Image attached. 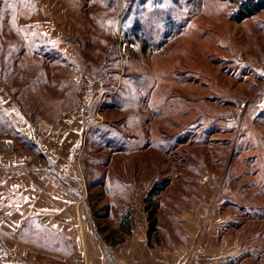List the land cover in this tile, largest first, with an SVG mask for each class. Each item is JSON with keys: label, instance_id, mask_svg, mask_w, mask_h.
Here are the masks:
<instances>
[{"label": "rangeland", "instance_id": "obj_1", "mask_svg": "<svg viewBox=\"0 0 264 264\" xmlns=\"http://www.w3.org/2000/svg\"><path fill=\"white\" fill-rule=\"evenodd\" d=\"M236 1L0 0V125L8 110L40 136L60 120L123 124L135 133L126 118L140 113L138 127L165 139L164 148L113 159L107 152L98 159L87 146L76 204L88 211L93 235L105 239L121 215L112 207L128 199L134 213L135 197L154 184L158 219L169 216L201 191L203 176L224 227L241 231L244 254L254 257L240 264H264L257 259L264 249V8L238 21ZM68 113L75 117L67 121ZM14 153L23 162L7 166L5 179L49 167L16 140L0 149V165ZM99 163L114 169L112 179L130 178L142 164L147 177L118 194L91 185ZM14 237L0 226V264H50L38 245L27 247L36 238Z\"/></svg>", "mask_w": 264, "mask_h": 264}, {"label": "crops", "instance_id": "obj_2", "mask_svg": "<svg viewBox=\"0 0 264 264\" xmlns=\"http://www.w3.org/2000/svg\"><path fill=\"white\" fill-rule=\"evenodd\" d=\"M7 112L14 126L44 155V166L49 167L36 176L20 173L5 179L7 166L19 164L23 159L17 153L2 158L0 226L22 241L30 240L28 236L36 238V244L28 241L31 244L27 247L38 250V245L50 264H227L242 252L243 233L224 227L227 217L216 205L215 191L203 176L201 191L188 196L187 204L177 206L172 214L169 209V216L159 218L151 234L148 229L135 228L132 224L130 232L120 241L97 239L92 233L88 211L76 204V192L80 193L78 188L86 182L85 176L80 177L79 164L82 168L87 135L95 122L88 126L83 122L64 125L62 120L56 121L42 137L32 132L30 125L23 123L13 111L11 115ZM68 114L67 121L75 117ZM12 140L15 139L11 136L1 137L0 149L11 147ZM51 166L58 167L60 178L51 172ZM120 204L112 207L119 215L125 211V206ZM102 242L109 249L123 246V250L105 253Z\"/></svg>", "mask_w": 264, "mask_h": 264}, {"label": "trees", "instance_id": "obj_3", "mask_svg": "<svg viewBox=\"0 0 264 264\" xmlns=\"http://www.w3.org/2000/svg\"><path fill=\"white\" fill-rule=\"evenodd\" d=\"M236 2L238 3V9L236 11V18L238 21L244 19L245 17L258 13L264 8V0H237ZM41 50H42V56H46L48 58V56L51 55V54L48 55L47 52H44L43 48ZM0 107H2L1 102H0ZM2 111L4 112V110ZM7 116H8L7 114L2 115V117H6L8 121L7 123L0 125V136L2 137L6 135L11 136L23 148L29 151H33L37 155H41L38 149L36 148L35 144L30 140V138H28L20 130H18L14 126V124L11 123V121H9ZM137 117L143 118L144 116L139 113V115L136 116L133 115V119L131 120L126 118V122H129L128 124L130 125V127H132V129L135 130V133L131 132L128 129V126H125L123 124L120 125L115 123L113 124L104 123L106 125H103L100 123H95L94 125L91 126L90 131L87 135V142H88V146L90 145L91 147L94 146L96 148L97 150L96 154H100L97 155L98 159L99 156L101 157L102 153L104 154L105 152H107L110 155V159L111 158L113 159L116 156L126 155L128 157L132 154L140 153L143 150L148 149L152 145H155L156 148H158L159 146L160 148H164L165 145L163 141L165 139H163L162 137L161 139H157L159 134H155V136L153 135L148 137L146 131L145 132L143 131L144 127L143 128L138 127L137 121L140 118ZM144 120H146V118ZM91 147L88 148L91 149ZM152 148L155 147L153 146ZM140 163H145V162L140 161ZM109 164L110 165L112 164V160L111 163L109 162ZM131 164L132 163L126 164V166H131ZM98 166L99 168H101V171L99 170L101 173L99 171L97 172L96 178L93 180V183L91 185L100 186L102 188H106L107 190L114 191L115 193L117 192L118 194L122 192L125 195L128 192L129 188H131L134 185V182L138 180V178L143 180V177H147L146 174L147 171H145L144 164L141 165L143 166V168H141V171L139 173L137 170L138 168L137 169L133 168L132 175H130L131 176L130 178L125 176L124 177L116 176L117 178L115 179L109 177V175H111L110 173H112L114 169L109 173L107 171V168H109L107 167V165L104 166V164L99 163ZM130 173L131 171L129 172V174ZM158 189L159 187L156 184H154L151 190L149 191L148 195L145 197V208L147 210L148 219H149V227L147 231L148 234H151L157 228L158 216L156 212L159 208L160 202L154 196L155 194L159 193ZM124 201L121 202L124 203L125 211L120 215L116 229L114 230L112 229V231H110L108 235H105L106 239H111L113 240V242H117L124 239L125 236L128 234V232H130V228L132 225V213H131L132 211L129 206L130 202L128 199L127 201L126 200ZM233 205L237 206L241 210L245 207L244 205H239L237 202L236 203L234 202ZM109 209L110 211L112 210L111 207ZM243 250L236 256L230 258L227 264H240L245 257L248 258L253 257L250 256L249 254L248 255L244 254L245 252ZM247 250L248 249L245 248V251ZM263 253H264V249L261 248L259 250V253H257L258 260H261L263 258L264 256Z\"/></svg>", "mask_w": 264, "mask_h": 264}, {"label": "built area", "instance_id": "obj_4", "mask_svg": "<svg viewBox=\"0 0 264 264\" xmlns=\"http://www.w3.org/2000/svg\"><path fill=\"white\" fill-rule=\"evenodd\" d=\"M148 190L143 192L145 195L142 196L141 198H136L135 197V201L137 203V208L136 210L134 211V214L133 215V227L135 228H140V227H144V229H147L148 227V217L147 215H145V206H144V199L145 197L148 195V191H149V188H147ZM94 236L97 238V239H100V237L98 236V234L94 233ZM109 248V247H108ZM107 246L105 245V243L102 242V250L105 252V253H108L110 254L112 251L114 250H117V251H122L123 250V246H117L115 247V249H108Z\"/></svg>", "mask_w": 264, "mask_h": 264}]
</instances>
